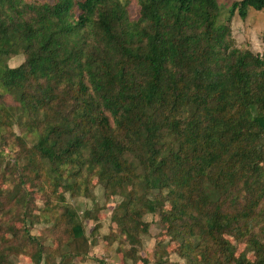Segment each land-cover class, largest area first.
Here are the masks:
<instances>
[{"label": "trees", "instance_id": "16d2710c", "mask_svg": "<svg viewBox=\"0 0 264 264\" xmlns=\"http://www.w3.org/2000/svg\"><path fill=\"white\" fill-rule=\"evenodd\" d=\"M12 3L0 0V101L11 97L0 102V126L25 118L33 137L17 136L22 169L0 191L9 196L1 212L33 223L25 184L41 178V215L68 224L86 247L64 194L90 193L96 176L105 192L124 195L125 235L134 236L135 216L171 199L161 220L190 264H264V171L254 164L264 153V49L234 46L229 26L213 25L215 0H137L136 20L119 0L32 2L30 19L10 17ZM251 7L264 0H235L230 10L245 18ZM226 233L246 238L257 259L236 257ZM43 243L8 220L0 264L19 253L41 264L50 257Z\"/></svg>", "mask_w": 264, "mask_h": 264}, {"label": "rangeland", "instance_id": "374dc122", "mask_svg": "<svg viewBox=\"0 0 264 264\" xmlns=\"http://www.w3.org/2000/svg\"><path fill=\"white\" fill-rule=\"evenodd\" d=\"M52 0H13L10 7L5 9L10 17L14 19L27 18L33 15L28 11L27 4L32 2L43 3ZM218 6V13L213 23L214 26L226 25L230 28L232 44L239 48H249L254 53H262L264 49V8L256 10L249 8L245 18H241L237 11L231 12V4L235 0H215ZM125 8L129 19L136 20L138 18L139 4L137 0H119ZM23 61V55H12L7 59L8 66L15 67ZM1 92V90H0ZM3 100L10 104L11 97L4 95ZM18 112H16L17 116ZM28 120L13 119V123L7 126L4 123L0 126V191L10 190L12 182L22 169L21 163L18 161L17 153L20 151L21 144L17 140V136L25 137L26 143H30L33 137L32 132L27 130ZM255 163L264 171V153L259 152ZM29 177H33L30 173ZM264 179V174L261 180ZM36 180V181H35ZM90 193L72 195L65 192V202H67L78 214L83 226V233L86 241L81 239L74 240L68 233L66 223L53 227V222L47 219L38 208L44 205V191L38 183L42 184L41 178L29 180L25 184L26 191L31 194L30 199L33 200L34 206L31 212L35 221L29 223L20 215L18 210L17 217L12 218L11 213L8 215L1 211L8 205L9 196L4 200L0 196V202L4 203V207L0 209V226L6 227L8 220H12L14 227L23 229V226L29 227L32 236H37L45 243L46 251L50 257L42 261L41 264H190V259L182 252V243L177 233L172 232L168 224L161 220V211L169 213L174 206L171 199H165L161 208L154 213L147 211L142 212V216H135V232L134 236L125 235L122 232L119 217L122 208L124 195H117L111 192H105L103 186L97 182V177L92 178ZM139 186H128V189L136 190L138 196L144 195V190L140 191ZM166 192H163V195ZM148 197L151 192L147 191ZM160 196V195H159ZM264 206V199L261 201ZM139 219V221H138ZM143 223H146L145 229H142ZM9 237L10 234L5 236ZM224 237L229 241L233 253L236 257L241 254L250 261H255L257 255L252 247L247 243L246 238H237L229 233ZM248 237V235H246ZM260 239H264V235H259ZM43 243V244H44ZM86 248L85 254H74ZM47 252V254H48ZM68 255L61 258V255ZM194 258L203 260L200 253L194 252ZM12 264H33L30 259L19 253L10 258Z\"/></svg>", "mask_w": 264, "mask_h": 264}]
</instances>
